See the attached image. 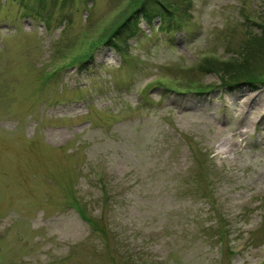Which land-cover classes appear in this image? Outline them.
Instances as JSON below:
<instances>
[{"label": "rangeland", "instance_id": "rangeland-1", "mask_svg": "<svg viewBox=\"0 0 264 264\" xmlns=\"http://www.w3.org/2000/svg\"><path fill=\"white\" fill-rule=\"evenodd\" d=\"M156 1L0 0V264H264V0Z\"/></svg>", "mask_w": 264, "mask_h": 264}, {"label": "trees", "instance_id": "trees-1", "mask_svg": "<svg viewBox=\"0 0 264 264\" xmlns=\"http://www.w3.org/2000/svg\"><path fill=\"white\" fill-rule=\"evenodd\" d=\"M155 19H159L160 23L163 22V24H166L168 26L171 23V11L169 10V7L157 3L156 0H142V2L135 6L128 17L118 26L117 29L129 30L128 35H130L132 33V29H128V25L131 22L133 23L132 27L134 28L138 21H142L145 25L150 26ZM259 40L260 42L264 41V27H262V32ZM209 71L214 72L211 68L209 69ZM237 72L241 74L244 79H242L241 75H239ZM237 72H235L233 77H230V79L233 80L232 82L228 79L223 80L222 78H220V82L228 87H235L240 86V84H245L255 90L257 89V84H260L263 81V79L261 80L258 78H252V76L244 74L247 72L242 71L241 69H238ZM94 229L97 230V228Z\"/></svg>", "mask_w": 264, "mask_h": 264}]
</instances>
